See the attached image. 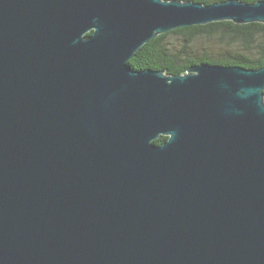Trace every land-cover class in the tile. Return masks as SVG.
Wrapping results in <instances>:
<instances>
[{"label":"water","instance_id":"1","mask_svg":"<svg viewBox=\"0 0 264 264\" xmlns=\"http://www.w3.org/2000/svg\"><path fill=\"white\" fill-rule=\"evenodd\" d=\"M226 21L264 1L0 0V264H264V68L128 65Z\"/></svg>","mask_w":264,"mask_h":264},{"label":"trees","instance_id":"2","mask_svg":"<svg viewBox=\"0 0 264 264\" xmlns=\"http://www.w3.org/2000/svg\"><path fill=\"white\" fill-rule=\"evenodd\" d=\"M177 1L211 5L228 0ZM240 1L254 4L264 0ZM91 35L92 32L87 37ZM201 47L203 52L198 53ZM200 64L236 66L248 70L264 68V24L237 25L226 21L179 28L156 37L128 62L134 72L164 71L170 76L184 75L191 67ZM168 139L161 136L154 144L161 146Z\"/></svg>","mask_w":264,"mask_h":264},{"label":"rangeland","instance_id":"3","mask_svg":"<svg viewBox=\"0 0 264 264\" xmlns=\"http://www.w3.org/2000/svg\"><path fill=\"white\" fill-rule=\"evenodd\" d=\"M197 52L198 53H202L203 52V48L201 47V48H199L198 50H197ZM209 52H211V50L209 49Z\"/></svg>","mask_w":264,"mask_h":264}]
</instances>
